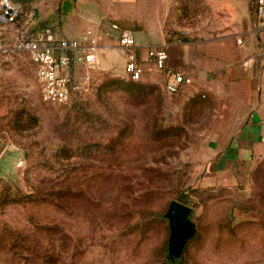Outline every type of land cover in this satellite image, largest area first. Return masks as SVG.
Listing matches in <instances>:
<instances>
[{
	"label": "rangeland",
	"instance_id": "obj_1",
	"mask_svg": "<svg viewBox=\"0 0 264 264\" xmlns=\"http://www.w3.org/2000/svg\"><path fill=\"white\" fill-rule=\"evenodd\" d=\"M108 62L118 68L59 104L42 98L27 52L0 55V264H172V200L197 226L178 264H264V175L241 193L199 183L222 119L213 97L169 94L150 70L130 92L109 85L131 80Z\"/></svg>",
	"mask_w": 264,
	"mask_h": 264
},
{
	"label": "crops",
	"instance_id": "obj_2",
	"mask_svg": "<svg viewBox=\"0 0 264 264\" xmlns=\"http://www.w3.org/2000/svg\"><path fill=\"white\" fill-rule=\"evenodd\" d=\"M25 3L38 8L37 23L32 24L38 31L50 29L58 38H81L92 29L100 36L98 70L118 68L108 62L111 56L119 58V70L125 67L126 59L112 22L134 32L135 50L144 73L150 70L157 76L151 81L163 87L165 71L155 67L148 53L154 47H165L168 66L193 80L181 90L188 87L185 90L210 95L216 102L217 116L222 117L206 143L200 185L230 193L258 189V180L264 175V27L260 26L257 0ZM41 19L46 21L41 23ZM15 29V23L8 25L5 37L16 35Z\"/></svg>",
	"mask_w": 264,
	"mask_h": 264
},
{
	"label": "built area",
	"instance_id": "obj_3",
	"mask_svg": "<svg viewBox=\"0 0 264 264\" xmlns=\"http://www.w3.org/2000/svg\"><path fill=\"white\" fill-rule=\"evenodd\" d=\"M24 1L0 0V55H15L19 52L30 55L36 65L42 98L46 102L64 104L76 95L89 92L94 85L93 73L98 68L100 36L95 35L92 29L85 31L81 38H58L50 29L30 31L35 12L33 9L24 11ZM257 3L260 26L264 27V0H257ZM14 22H18V29L14 39L9 42L5 30ZM110 25L118 32L119 49L126 59L124 74L131 80H140L144 68L135 50L134 32L117 22ZM148 55L157 69L165 71V90L169 94L178 93L183 86L192 84V78L186 73L168 66L169 54L165 47H154ZM75 63L86 68L84 75L73 73Z\"/></svg>",
	"mask_w": 264,
	"mask_h": 264
},
{
	"label": "water",
	"instance_id": "obj_4",
	"mask_svg": "<svg viewBox=\"0 0 264 264\" xmlns=\"http://www.w3.org/2000/svg\"><path fill=\"white\" fill-rule=\"evenodd\" d=\"M193 208L178 200H172L165 217L169 220L170 237L168 257L176 262L184 254L187 242L194 237L197 226L191 219Z\"/></svg>",
	"mask_w": 264,
	"mask_h": 264
},
{
	"label": "trees",
	"instance_id": "obj_5",
	"mask_svg": "<svg viewBox=\"0 0 264 264\" xmlns=\"http://www.w3.org/2000/svg\"><path fill=\"white\" fill-rule=\"evenodd\" d=\"M107 85H108V83H107ZM109 85L123 86L124 89H126L127 91H130V92H138V91H141L142 89H144L142 86L136 85L134 80H131V82H129V83H125V82L119 81V80H116V81L112 80L111 82H109ZM145 89H146V87H145ZM178 261L179 260H177L176 262H172V264H178Z\"/></svg>",
	"mask_w": 264,
	"mask_h": 264
}]
</instances>
